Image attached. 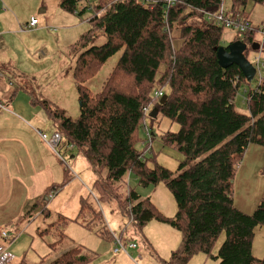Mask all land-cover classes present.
Returning a JSON list of instances; mask_svg holds the SVG:
<instances>
[{
	"label": "trees",
	"instance_id": "obj_1",
	"mask_svg": "<svg viewBox=\"0 0 264 264\" xmlns=\"http://www.w3.org/2000/svg\"><path fill=\"white\" fill-rule=\"evenodd\" d=\"M86 1L62 0L60 8L69 13L82 9L77 12L79 15L88 9ZM263 2L229 0L226 6V0H97L94 15L88 21L90 28L74 49L79 52L72 74L79 115L66 117L49 110L47 102H39L61 136L58 148L78 151L98 171L100 179L92 190L98 205L115 199L128 219L127 226H134L139 232L151 221L164 222L181 232L180 247L160 264H187L199 253L218 264H264V258L252 255L253 231L264 226V200L251 214L237 209L233 201L236 166L249 145L264 148V80L257 85L254 79L251 87L237 66H219L216 52L223 47L225 30L211 25L204 17V12L213 13L222 6L240 13L252 29L242 36L234 34L229 44L243 42L248 59L252 45L260 48L255 37L258 29L263 31L259 35L264 36V25L253 26L245 9L248 3ZM101 34L106 42L94 46ZM116 54H120L116 66L101 90L91 92L85 83ZM156 90L167 96L163 105L153 98ZM237 94L243 98L245 112L237 109ZM145 108L149 111L145 112ZM152 111L156 112L154 119L150 118ZM160 117L179 126L177 132H166L160 137L164 146L182 156L175 172L157 164L148 165L145 154L156 137L152 128L150 147L146 145L144 153L137 148L140 130L148 127V120L158 123ZM129 174L140 188L164 183L173 196L175 216L160 215L149 198L142 199L135 189L126 186ZM64 175L70 179L66 169ZM124 186L125 196L119 193ZM45 200L48 201L47 196ZM91 211L82 201L75 221ZM42 214L45 223L53 218L45 207ZM95 214L92 219L105 222V215L100 216V211ZM31 215L28 212L25 216ZM68 224L67 218L58 215L46 229L37 231L38 236L49 239L52 253L63 245ZM105 225L109 227L108 223ZM110 231L103 229L100 235L111 243ZM126 231L131 232L128 228ZM20 234L2 231L0 239L12 244ZM222 234L224 240L213 255V245ZM114 235L125 246L133 243L123 242L122 234ZM26 255L17 264H92L96 259L79 246L36 263L28 262Z\"/></svg>",
	"mask_w": 264,
	"mask_h": 264
},
{
	"label": "rangeland",
	"instance_id": "obj_2",
	"mask_svg": "<svg viewBox=\"0 0 264 264\" xmlns=\"http://www.w3.org/2000/svg\"><path fill=\"white\" fill-rule=\"evenodd\" d=\"M61 1L0 0V72L11 79L17 89L19 88L10 103L14 105H7L4 100L0 101L2 103L0 129L11 135L17 132L26 133L37 142V148L33 151L30 144L27 145L21 141L24 138H17L19 144L23 146L19 150L21 157L5 159L6 164L3 166L1 175L2 182H6L8 172L6 169L11 171L14 169L15 172L19 169L29 171L23 174L28 177L24 176L20 181H13L16 189L11 196L9 195L8 202L0 206V232L20 231L22 234L12 244L10 240L5 242L0 239V242L13 245L12 250L11 247L8 248L14 258L11 264H17L24 253L27 254L28 262L36 263L44 258L51 257L50 260H52L76 246L96 256L92 264H160L162 261H168L172 252L180 247L181 232L160 221L147 223L142 232L134 226H127L128 219L124 217L115 199L97 204L92 190L94 182L100 178L90 160L76 150L71 152L68 148L63 146L58 148V146L56 150L60 153L61 160L35 134L38 130L50 138L54 130L47 110L39 102H47L49 110L51 108L53 111H59L70 118H76L80 110L72 78L75 60L79 54L74 49L77 48L76 45L81 36L90 28L88 21L94 15L97 0H87L84 4L88 6V9L79 15L77 12L80 13L82 9L75 11L76 14L66 12L60 8ZM226 2L228 6L229 0ZM245 11L253 21L259 18L264 23V2L262 5L248 3ZM30 14H34L40 22L33 32L24 30L23 27L29 20ZM232 38L234 34L225 31L223 47H227ZM255 40L263 51L260 54L250 52L247 60L255 66V54H259L260 62L264 65V36H256ZM105 42L106 38L101 34L93 44L101 46ZM119 56L120 54H116L110 58L104 67L85 83L86 88L93 93L99 92L105 79L116 66ZM250 84L253 87L255 82ZM235 103L239 111H246L240 94L236 95ZM7 108L9 109L6 110ZM147 125L156 135L151 143L150 153L145 154L148 165L157 164L170 172H175L182 156L173 148L164 146L160 137L166 132H177L179 126L164 117H160L158 123L148 120ZM138 139L140 143L137 148L144 153L146 144H142L145 141L143 129L140 130ZM0 161H2L1 158ZM35 169L50 170L45 172ZM64 169L68 171L69 180L64 177ZM235 169L234 206L245 214H251L264 200V148L249 145ZM125 185L135 189L142 199L149 198L160 215L165 218L175 216L176 205L164 183L140 188L134 176L129 174ZM126 186L119 193L123 194L127 189ZM52 187H57V190H51ZM11 189L12 185L9 187L7 184L4 185L5 192ZM46 196L48 201L45 200ZM82 201L86 202L92 211L76 222ZM36 204L37 207H35ZM43 207L53 217L46 223L43 220ZM98 211L101 212L100 216L105 215L104 223L95 217L92 219L93 214H97ZM28 212L32 214L31 218L25 216ZM58 215L67 218L69 224L64 230L66 238L63 245L52 253L48 246L49 239L38 236L37 231L46 229ZM90 222L92 224L87 228L86 225ZM107 223L109 227L105 225ZM126 228L131 232L126 231ZM103 229H110L120 237L122 234L123 242H133L137 248L131 250L127 247L130 257L123 252L114 254L113 241L110 243L100 235ZM253 233L252 255L256 259H263L264 226L255 228ZM223 240L222 234L215 241L212 248L213 255L216 254ZM17 249L16 254L21 257L15 259L16 255L12 251L17 252ZM187 264H218V261L204 253H199L194 255Z\"/></svg>",
	"mask_w": 264,
	"mask_h": 264
},
{
	"label": "built area",
	"instance_id": "obj_3",
	"mask_svg": "<svg viewBox=\"0 0 264 264\" xmlns=\"http://www.w3.org/2000/svg\"><path fill=\"white\" fill-rule=\"evenodd\" d=\"M223 1V0H222ZM205 19L210 22L211 25L221 28L225 31H228L232 34H239L243 35L245 31H250L252 28L250 27L249 23L245 20H242V17L240 16V13H232L228 11L224 6L220 7V9L216 12H204ZM38 24L37 19L31 18L27 25H25L24 30H32L33 28H36ZM257 32L263 33L261 29H258ZM255 75L253 78L256 79L257 85L261 83V81L264 80V65L260 62L259 56L255 57ZM163 96V91H156L153 93L154 99H160ZM0 108L2 106L0 105ZM145 112L149 111V108L144 109ZM143 131L145 134L146 141L142 144L148 145L150 147V130L147 126L143 127ZM39 138L43 140L48 148L57 154L60 159V153L57 152L56 148L59 146L61 142V136L58 132L52 133L51 137L49 138L47 135H45L41 131H36ZM69 150H72V147L69 148ZM146 153H150V148L147 149ZM111 235L113 236V253L118 254L120 252L127 253L126 248L135 249L136 246L134 244H129L128 246H125L121 240L114 235L112 231H110ZM3 237L6 239L7 234L3 233ZM12 260L11 254L7 251V248L0 247V264H8Z\"/></svg>",
	"mask_w": 264,
	"mask_h": 264
},
{
	"label": "crops",
	"instance_id": "obj_4",
	"mask_svg": "<svg viewBox=\"0 0 264 264\" xmlns=\"http://www.w3.org/2000/svg\"><path fill=\"white\" fill-rule=\"evenodd\" d=\"M74 14H76V13H74ZM31 18L37 19L34 17V14H30V18L25 23V25L28 24V22L30 21ZM248 18L250 19L251 23H253V26L264 25V23L261 22L262 20L259 18H257L255 21H253L250 18V16ZM37 21H38V24H37L36 28H33L32 30H28V31L33 32L38 28V26L40 25V22H39V20H37ZM25 25L23 27H25ZM258 36H260V35L258 34ZM257 51L260 54L263 51V48L260 47L257 49ZM257 55L258 54H255V57ZM14 86H15V84L11 81V79L7 78L6 76H4L0 72V101L4 100V102H6L7 105H14V103L13 104H10V103L13 101V98L16 96L17 90H19V88L17 89V86H15V88H14ZM0 105L2 106V103H0ZM8 109L9 108H7L6 110H8ZM55 131L56 130L54 129L52 133H54ZM35 134H36V136H38L36 132H35ZM17 138H24L21 141L24 142V144H27V145L30 144L31 149L33 151H35L34 149L37 148L36 147L37 142L33 141L26 133L17 132L16 134L11 135V134H7V133L3 132L0 129V158L2 159V161H0V206L4 205L6 202H8V200L10 199L9 195L11 196L12 192H14V190L16 189V184H14L13 181H15V180L20 181L21 177H24V176L28 177V175H23L24 173L29 171L27 169H19L16 172L14 171V169H12V171L9 169H6L8 171L7 177H6V182H2V180H1L3 166L6 164L5 159H7V158L17 159V158L21 157L19 150L23 146L21 144H19ZM34 145H35V147H34ZM35 170H42V171L46 172L50 169H35ZM20 171H21V173H20ZM10 179H11V181H10ZM6 184L8 185V187L12 185V189L8 190L7 192H5V190H4V185L6 186ZM6 193H8V198H6ZM1 245H5V244H3V241L0 242V246ZM9 247H11L10 249L12 250L13 245H9L8 248ZM24 251L22 252V254L24 253ZM12 252L16 255L15 259H17V257L20 256L19 254H16V253H18V249H17V252H16V250H13Z\"/></svg>",
	"mask_w": 264,
	"mask_h": 264
},
{
	"label": "water",
	"instance_id": "obj_5",
	"mask_svg": "<svg viewBox=\"0 0 264 264\" xmlns=\"http://www.w3.org/2000/svg\"><path fill=\"white\" fill-rule=\"evenodd\" d=\"M252 51H257L258 48H254L252 45L250 48ZM247 50V46L241 42L237 41L232 44H229L226 48L220 47L216 52V57L218 64L221 68H228L232 65H235L241 71L243 77L248 83H251L255 75V69L245 58L244 52ZM167 99V96H163L159 104L163 105ZM156 117V112L152 111L150 113V118L154 119Z\"/></svg>",
	"mask_w": 264,
	"mask_h": 264
},
{
	"label": "clouds",
	"instance_id": "obj_6",
	"mask_svg": "<svg viewBox=\"0 0 264 264\" xmlns=\"http://www.w3.org/2000/svg\"><path fill=\"white\" fill-rule=\"evenodd\" d=\"M227 32H228V31H227ZM257 56H259V54H258ZM246 59H247V58H246ZM252 67L255 69V67H254L253 65H252ZM253 78H254V77H253ZM252 81H253V80H252ZM163 96H165V95H164V92H163ZM163 96H162V97H163ZM162 97H161V98H162ZM161 98H160V99H161ZM129 244H130V243H129ZM129 244H128V245H129ZM132 244H133V243H132ZM128 245H126V246H128ZM129 249H130V248H129ZM126 250H127V248H126Z\"/></svg>",
	"mask_w": 264,
	"mask_h": 264
},
{
	"label": "bare ground",
	"instance_id": "obj_7",
	"mask_svg": "<svg viewBox=\"0 0 264 264\" xmlns=\"http://www.w3.org/2000/svg\"><path fill=\"white\" fill-rule=\"evenodd\" d=\"M6 248H8V246Z\"/></svg>",
	"mask_w": 264,
	"mask_h": 264
}]
</instances>
